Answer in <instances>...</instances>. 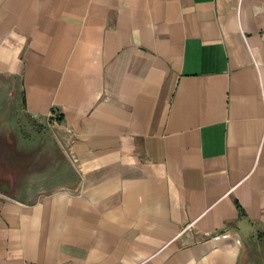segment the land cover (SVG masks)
<instances>
[{
  "label": "crops",
  "instance_id": "obj_1",
  "mask_svg": "<svg viewBox=\"0 0 264 264\" xmlns=\"http://www.w3.org/2000/svg\"><path fill=\"white\" fill-rule=\"evenodd\" d=\"M259 263L264 0H0V264Z\"/></svg>",
  "mask_w": 264,
  "mask_h": 264
},
{
  "label": "built area",
  "instance_id": "obj_2",
  "mask_svg": "<svg viewBox=\"0 0 264 264\" xmlns=\"http://www.w3.org/2000/svg\"><path fill=\"white\" fill-rule=\"evenodd\" d=\"M193 224H194V222L186 223L184 229L179 233V235H182V234L186 233V231L191 230L193 228Z\"/></svg>",
  "mask_w": 264,
  "mask_h": 264
},
{
  "label": "rangeland",
  "instance_id": "obj_3",
  "mask_svg": "<svg viewBox=\"0 0 264 264\" xmlns=\"http://www.w3.org/2000/svg\"><path fill=\"white\" fill-rule=\"evenodd\" d=\"M250 258H253V255H250ZM260 264V263H259Z\"/></svg>",
  "mask_w": 264,
  "mask_h": 264
}]
</instances>
